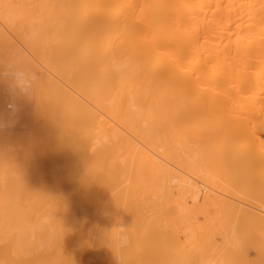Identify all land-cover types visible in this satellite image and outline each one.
<instances>
[{
	"label": "bare ground",
	"instance_id": "bare-ground-1",
	"mask_svg": "<svg viewBox=\"0 0 264 264\" xmlns=\"http://www.w3.org/2000/svg\"><path fill=\"white\" fill-rule=\"evenodd\" d=\"M7 68L0 264H264V0H0Z\"/></svg>",
	"mask_w": 264,
	"mask_h": 264
},
{
	"label": "clouds",
	"instance_id": "clouds-1",
	"mask_svg": "<svg viewBox=\"0 0 264 264\" xmlns=\"http://www.w3.org/2000/svg\"><path fill=\"white\" fill-rule=\"evenodd\" d=\"M0 74L10 77L13 87L19 89V91L25 95L31 92L33 81L36 79L33 73L21 68H7ZM103 242L106 243L113 252L116 264H119L116 252L127 248L132 242L129 227L123 225L122 221L118 220L113 225L112 229L105 234Z\"/></svg>",
	"mask_w": 264,
	"mask_h": 264
},
{
	"label": "rangeland",
	"instance_id": "rangeland-1",
	"mask_svg": "<svg viewBox=\"0 0 264 264\" xmlns=\"http://www.w3.org/2000/svg\"><path fill=\"white\" fill-rule=\"evenodd\" d=\"M139 126H141V128L144 129V130H140V128H138V129L140 130V132L142 131V134H146L147 131L149 130V128H148V127H149V126H148V123L145 122V121L142 122V123H140ZM147 126H148V127H147ZM139 130H137V131H139ZM143 131H144V132H143ZM131 138H132V136H131ZM204 189L206 190L205 195H208V192H209V193L211 192L210 189H209V188L207 189L206 187H201V192H202V190H204ZM202 193H203V192H202ZM202 193H201V196L205 197V195L202 194ZM148 198H149V199H150V198H153V199H154V197L151 196V195H150ZM162 207H164V205H163ZM162 207H160V208H162ZM157 209H159V206L157 207ZM168 209H170V212H175V211H174V210H175L174 207L168 206ZM208 209H209V210H208L209 212H213V210H214L212 206H210V208H209V206H208ZM148 210H152V208H150V209L146 208V209H145V212H148ZM149 212H150V211H149ZM149 212H148V213H149ZM203 215H204V214H203L202 211H197V212L194 213L193 217H195V220H196V221L200 222V221H204V220H205V219H203ZM219 242L222 243V240L219 239ZM254 255H255V253H251V256H252V257H254Z\"/></svg>",
	"mask_w": 264,
	"mask_h": 264
}]
</instances>
